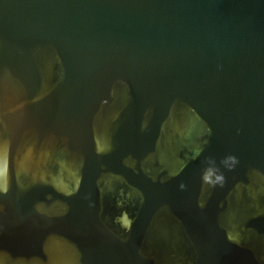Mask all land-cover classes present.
<instances>
[{
  "label": "water",
  "instance_id": "1",
  "mask_svg": "<svg viewBox=\"0 0 264 264\" xmlns=\"http://www.w3.org/2000/svg\"><path fill=\"white\" fill-rule=\"evenodd\" d=\"M0 264H264V0H0Z\"/></svg>",
  "mask_w": 264,
  "mask_h": 264
}]
</instances>
